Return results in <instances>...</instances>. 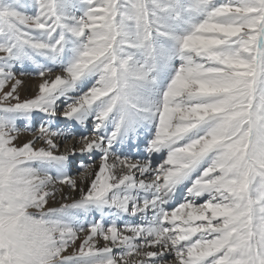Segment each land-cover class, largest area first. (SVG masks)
<instances>
[{
	"label": "snow or ice",
	"instance_id": "1",
	"mask_svg": "<svg viewBox=\"0 0 264 264\" xmlns=\"http://www.w3.org/2000/svg\"><path fill=\"white\" fill-rule=\"evenodd\" d=\"M0 264H264V0H0Z\"/></svg>",
	"mask_w": 264,
	"mask_h": 264
},
{
	"label": "rangeland",
	"instance_id": "2",
	"mask_svg": "<svg viewBox=\"0 0 264 264\" xmlns=\"http://www.w3.org/2000/svg\"><path fill=\"white\" fill-rule=\"evenodd\" d=\"M28 11H29V13H33L34 14L35 9L34 8H29ZM37 35H39V33H37ZM33 56H34L35 61L37 62L36 64H34L32 62H29V61H26L24 63V65H23V67H21L20 65H17V70L18 71H24L26 73L25 77H23L24 85H23V90L21 92L22 97H25V96L31 97L34 94L36 85L39 82L38 78L32 77L33 74H35L36 72L39 71V68L37 67V64L43 65L45 68H50L54 72H60V71H63L66 68V66L68 65V63L71 60L70 59L69 61H65V59L67 57H69V56H70V58H72L71 57V53H68V54L65 55L62 63L53 64L52 62H50L48 60H45L44 57H41V56H38V55H35V54H33ZM90 78H93V80L86 82V79H84L82 82H80L79 85L77 86V90L72 92L71 95L75 96V95H79L83 91H87V89L90 88L95 83V80L97 79L96 77H90ZM166 83H167V81L165 82V84ZM30 84H34V86H30ZM58 103H59V101H58ZM61 107H62V105H61ZM35 115H37V114L34 113L33 116H35ZM17 123H18L19 126H23L24 121L23 120H19V121H17ZM70 123L74 124L75 121H71ZM144 132H145V128L141 131V135H143ZM27 138H28L27 134H24L21 137L22 140L23 139H27ZM74 141L70 140L69 141V146L76 145L78 147L79 145H78L77 141L76 142H74ZM163 155H161L159 157H162ZM159 157H157V159ZM77 179L79 180L78 177H77ZM57 195H58V193L56 194V200L55 201H50L49 206L55 207V206H59V203L65 202V201H62V199L58 198ZM67 195H69V192H68ZM70 195L74 196L75 193H70ZM67 202H71V201H67Z\"/></svg>",
	"mask_w": 264,
	"mask_h": 264
},
{
	"label": "bare ground",
	"instance_id": "3",
	"mask_svg": "<svg viewBox=\"0 0 264 264\" xmlns=\"http://www.w3.org/2000/svg\"><path fill=\"white\" fill-rule=\"evenodd\" d=\"M71 58H70V56L69 57H67L66 59H65V61H69ZM45 60H47V59H45ZM167 79H168V74H165L164 76H162L161 77V86L163 87V85L165 84V82L167 81ZM91 80H93V78H88V80L86 79V82H88V81H91ZM30 86H34V84H30ZM29 87V86H28ZM153 130H154V127L153 126H148V127H146L145 128V132H144V134L143 135H141V139H143L146 135L147 136H150L151 134H152V132H153ZM74 141V140H73ZM74 142H76V140L74 141ZM163 154H165V153H160L159 154V156H161V155H163ZM64 194L65 195H67L68 194V191L66 190V189H64ZM58 198H60L61 199V194L58 192ZM74 197H78V193H75V195H74Z\"/></svg>",
	"mask_w": 264,
	"mask_h": 264
}]
</instances>
